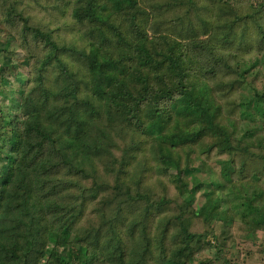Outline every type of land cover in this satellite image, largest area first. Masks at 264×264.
<instances>
[{
  "label": "trees",
  "instance_id": "trees-1",
  "mask_svg": "<svg viewBox=\"0 0 264 264\" xmlns=\"http://www.w3.org/2000/svg\"><path fill=\"white\" fill-rule=\"evenodd\" d=\"M187 2L197 13L189 23L190 30L213 25V39L208 44L195 41L185 49L183 41L193 36L169 42L161 34L149 33L147 17L138 9L139 0H74L70 13L75 22L94 25L89 33L90 50L78 54L65 45L59 48L50 33L36 28L32 41L49 47L39 68L54 63L52 67L59 73L46 86L40 73L37 84L29 87L31 78L15 71L17 66L5 54L6 45H0V264L153 262L149 258L151 239L140 222L152 216L167 217L168 202H153L137 191L132 195L126 184L139 191L145 176L168 173L170 183L184 198V207L189 208L195 192L203 187L191 154H195V162L204 156V160L227 157L219 162L222 181L215 191L219 196L213 197L212 192L206 198L210 205L199 208L194 216L248 222L254 235L260 228L264 231L263 141L248 139L253 134L247 128L238 139L235 129L221 123L223 104L229 102L226 99L236 87L242 92L240 100L233 101L234 109L251 121L250 116L257 113L264 116V92L258 93L252 85L253 79L264 75V54L259 57L264 46V0ZM118 15L126 22H111ZM219 18L228 21L219 24ZM123 24L129 29H123ZM107 43L103 48L110 46L111 53L102 48ZM126 50L133 57L123 54ZM207 50L215 63L203 70L193 58ZM253 50L254 57L244 59ZM63 52L84 61L73 78L61 61ZM222 68L233 77L229 82L220 83L214 75ZM253 146L260 158L251 151ZM117 150L119 159L114 153ZM241 156L256 164L241 165ZM99 166L115 177V192L121 187L127 202L135 205L142 200L144 206L141 212L129 211L128 217L119 213L102 217V225L93 230L74 229L84 203L61 206L54 198L61 194L56 188L60 186L64 194L77 188L80 180L91 179L89 206L102 213L109 202L96 201L107 187L97 176ZM58 171L65 179L52 177ZM119 178L125 186H120ZM226 195L233 197L230 210L222 209L228 204ZM183 218L181 214L179 220ZM171 226L167 220L152 240L161 257L156 262L184 264L182 257L190 259L191 244L199 239L180 223V233L170 239L175 248L168 250ZM100 227H106L107 239L102 242ZM167 250L174 255L172 259L165 258Z\"/></svg>",
  "mask_w": 264,
  "mask_h": 264
},
{
  "label": "rangeland",
  "instance_id": "rangeland-1",
  "mask_svg": "<svg viewBox=\"0 0 264 264\" xmlns=\"http://www.w3.org/2000/svg\"><path fill=\"white\" fill-rule=\"evenodd\" d=\"M73 2L74 0H0V45H6L5 49H3L5 54L9 55L12 59L11 62L17 66L15 71L21 73L23 76L31 78L33 83H31L29 87H33L37 84L35 81L36 76L40 73L43 76L45 86L52 81V77L55 78L59 74L56 72L57 67H52L54 63L47 68H39L42 67V61L48 54L49 47L45 46L42 41H32L33 32L36 28L50 33L52 35V41L56 42L59 48L65 45L68 48H74L78 54V51L84 50L88 53L90 50L92 41L89 39V33L94 31V28H92L94 25H88L87 22L86 24H78L75 22L70 13V7ZM98 2L103 3V0H98ZM107 9L109 10V5ZM138 9L142 12V15L147 17L148 30L152 36L161 34L164 36V39L169 42L185 38V35L193 36L191 37L193 39L183 41L185 49L186 46L191 45L195 41L208 44V41H212L213 39L211 31L213 25L207 29H201L198 26L196 30H190L188 27L189 23L195 19L197 13L194 8L188 4L187 0H139ZM124 18L125 17L118 15V17H112L111 22H126V20H123ZM226 21L228 20L225 18H219L217 23L223 24ZM24 27L26 30H24ZM122 27L123 29H129V25L127 24H123ZM106 36H110V34L106 33ZM96 45L98 46L99 43H96ZM108 45V43L102 45V48ZM1 49L2 48H0V53ZM103 49H106L104 51L112 52L110 46ZM261 51L262 52H259V57L264 54V46ZM225 52L226 51L222 49V53ZM61 53L62 52H59V54ZM209 53L210 51L207 50L193 58L203 70H206L215 63V57ZM218 53L219 50L216 49V54ZM123 54L133 57V53L127 50ZM118 55L119 53H117V56ZM73 56L74 55L69 52L68 54L63 52L61 55V61L66 63L67 69L72 72V78L75 71H77L81 63L84 62L82 58ZM253 57L254 50L250 54L244 56V59ZM1 58L2 55H0V63L3 62ZM214 68H216V66ZM226 74L227 72L222 68L221 71L214 75L217 76V80H219L220 83H225L233 78L228 77ZM252 82L253 87L258 93L264 92V75L257 76ZM12 85L14 88L17 87V83H13ZM241 92L242 89L237 87L231 90V97L226 99L229 102L223 104L221 110L223 111L221 123L229 126L231 130L235 129L238 139L244 135L245 128L249 129L253 136L248 139L254 142H258V140L263 141V146L264 116L257 113L255 117L250 116L253 118L251 121V119L247 120L243 118L244 116L242 117L240 110L234 109L233 101L237 102L240 100ZM246 94L247 93H244V95ZM248 139H246V141ZM127 140L128 139L122 141V143L125 145V143H128ZM122 143H119V149H122ZM251 151L258 155H256V158L261 157V155L258 154L259 150H256L254 146ZM114 153L115 157L119 159L121 156L120 150L114 151ZM239 156H237L235 160H238ZM195 157V154H191L190 159L193 161V167H198L199 169L197 177L199 181L203 183V187L195 192V199L189 208L184 207V198L176 191V185L170 183L169 178L171 176H169L168 173L156 174L153 172L152 176H145L143 180L146 179V181L139 191L134 190L130 185L126 184V186L130 187L132 195L137 191L144 195H148L153 202H158V200L159 202L161 200H167L168 202L165 207L168 211L167 217L161 215L159 218L155 219V216H152L151 219H143L140 222L142 225L146 226L147 239L149 237L151 239V255L149 258L154 261H149V264L162 263L156 262L159 261L161 257L158 252L155 251V243L152 240L160 234V228L164 226L167 220L170 221V224L172 223L166 246L168 250L175 248V245L170 239L172 235L180 233V223L187 226L188 233L196 235L197 239H199L198 243L194 241L191 244L192 254L190 259L182 257L184 264H264L263 228H260L261 230H258L254 235L252 233L253 227L250 226L248 222H244L243 224L239 221L220 222L216 217L205 218L201 214L194 216L199 208L210 205L211 202H208L206 198H208L212 192L213 197L219 196L215 192L218 189L216 187L217 183H221L222 181V174L219 172L221 163L219 162L227 159L226 156L221 155L218 157L215 156L212 160H204V156L199 157L195 162V160H192ZM248 159L249 158L246 156H241V165L248 167V165L256 164L248 162ZM252 161H254V159ZM134 165H136V163ZM181 166H184V161H182ZM89 176H91V174H89L88 177ZM97 176L102 184L107 185L106 189L104 187L102 188L104 191L96 198V201L105 199L107 203L109 202L107 207L102 209V213L93 211L89 206L91 198L88 196L90 193L87 189L91 179H88L87 182L80 180L77 188L70 189L64 194H62L63 190H61L60 186L56 188L61 194L57 195L60 198H54L57 202H61V206L78 207L84 203L82 216L76 220L74 229L86 230L91 228L93 230L102 225V217H110L111 213L112 215L119 213V215L123 214L125 217H128L130 214L129 211L135 214L141 212V207L144 206L142 200L138 199V203L135 205H132L131 202H127L122 191L123 188L121 187H119L118 193L117 191L115 192V185H117L116 179L114 176L106 175L102 166L97 168ZM52 177L54 179H65L64 175L59 174V171ZM119 184L122 187L125 186L123 180L120 178ZM252 185L256 186L255 184ZM63 188L68 189L69 187L64 186ZM227 191L229 193V189H227ZM115 195H118V197L116 198L117 200L113 202ZM83 197H85L84 201ZM227 199L228 204L223 205L222 209L227 210L229 206H233L231 202L233 197L229 196ZM181 214H184V218L179 220ZM186 215L189 217L191 216L192 220H189ZM134 221H137V219L134 218ZM155 229H159V232H156ZM106 239V227H103V229L101 228V242ZM142 244L143 238H140V248ZM168 250V255H166L165 258L172 259L171 257L174 255L170 254Z\"/></svg>",
  "mask_w": 264,
  "mask_h": 264
}]
</instances>
